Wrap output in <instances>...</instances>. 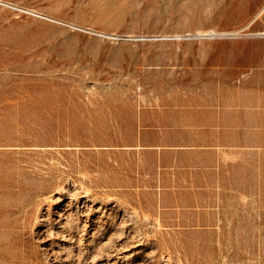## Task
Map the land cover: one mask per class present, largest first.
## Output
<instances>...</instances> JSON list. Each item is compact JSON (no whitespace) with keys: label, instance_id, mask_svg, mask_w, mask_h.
<instances>
[{"label":"rangeland","instance_id":"rangeland-1","mask_svg":"<svg viewBox=\"0 0 264 264\" xmlns=\"http://www.w3.org/2000/svg\"><path fill=\"white\" fill-rule=\"evenodd\" d=\"M0 264H264V0H0Z\"/></svg>","mask_w":264,"mask_h":264},{"label":"bare ground","instance_id":"bare-ground-1","mask_svg":"<svg viewBox=\"0 0 264 264\" xmlns=\"http://www.w3.org/2000/svg\"><path fill=\"white\" fill-rule=\"evenodd\" d=\"M201 35H203L204 34V32L203 33H200ZM213 34V33H212ZM206 35V34H205Z\"/></svg>","mask_w":264,"mask_h":264}]
</instances>
